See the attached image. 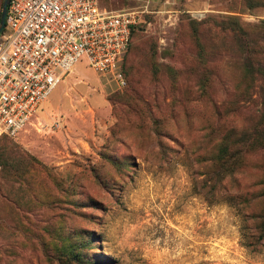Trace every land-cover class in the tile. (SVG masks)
I'll return each mask as SVG.
<instances>
[{
  "label": "rangeland",
  "instance_id": "1",
  "mask_svg": "<svg viewBox=\"0 0 264 264\" xmlns=\"http://www.w3.org/2000/svg\"><path fill=\"white\" fill-rule=\"evenodd\" d=\"M99 1L138 13L127 85L82 58L0 141V264H264V128L212 189L264 124V0Z\"/></svg>",
  "mask_w": 264,
  "mask_h": 264
},
{
  "label": "built area",
  "instance_id": "2",
  "mask_svg": "<svg viewBox=\"0 0 264 264\" xmlns=\"http://www.w3.org/2000/svg\"><path fill=\"white\" fill-rule=\"evenodd\" d=\"M138 18L98 0H9L0 33V137H17L82 58L100 79L125 87L121 65Z\"/></svg>",
  "mask_w": 264,
  "mask_h": 264
},
{
  "label": "trees",
  "instance_id": "3",
  "mask_svg": "<svg viewBox=\"0 0 264 264\" xmlns=\"http://www.w3.org/2000/svg\"><path fill=\"white\" fill-rule=\"evenodd\" d=\"M99 4H100V1H99ZM100 6H102V5L100 4ZM135 26L131 30L130 42H129L127 51L124 55L122 65H121L123 75L126 79V85H127V81H128V76L130 75L129 70L127 68L126 59H127V53L129 50L131 39H132L134 30H135ZM263 128H264V124H261V126L256 127L253 131L246 134L242 140V143H240V148L234 149L233 151H231V149L230 150H227V149L220 150L219 155L217 157L219 165H218V168L213 173V177H214L213 182L214 183L212 185V189H214L216 187V184L221 180L224 173L232 171L234 169L233 163L237 160L238 156L244 152L242 149L247 148L246 150L248 151V148L251 147L253 144H255V142L257 141V139L259 137L258 135L262 132ZM6 137L11 138V137H8L7 135H2L0 137V141L5 139ZM2 154H3V152L0 150V156ZM256 216L260 220L258 223L259 224L258 239L260 240V239L264 238V213H261V214L256 215Z\"/></svg>",
  "mask_w": 264,
  "mask_h": 264
},
{
  "label": "water",
  "instance_id": "4",
  "mask_svg": "<svg viewBox=\"0 0 264 264\" xmlns=\"http://www.w3.org/2000/svg\"><path fill=\"white\" fill-rule=\"evenodd\" d=\"M9 0H3L0 13V33L2 32L5 25V14Z\"/></svg>",
  "mask_w": 264,
  "mask_h": 264
}]
</instances>
